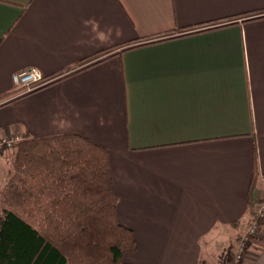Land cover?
I'll return each instance as SVG.
<instances>
[{"label": "crops", "instance_id": "1", "mask_svg": "<svg viewBox=\"0 0 264 264\" xmlns=\"http://www.w3.org/2000/svg\"><path fill=\"white\" fill-rule=\"evenodd\" d=\"M261 15L264 0H0V136L106 148L126 262L228 264L264 199ZM26 69L44 83L17 93ZM258 225L241 264H264Z\"/></svg>", "mask_w": 264, "mask_h": 264}, {"label": "trees", "instance_id": "2", "mask_svg": "<svg viewBox=\"0 0 264 264\" xmlns=\"http://www.w3.org/2000/svg\"><path fill=\"white\" fill-rule=\"evenodd\" d=\"M12 147L0 188V264H132L124 255L137 243L117 219L106 148L76 134L23 136Z\"/></svg>", "mask_w": 264, "mask_h": 264}, {"label": "built area", "instance_id": "3", "mask_svg": "<svg viewBox=\"0 0 264 264\" xmlns=\"http://www.w3.org/2000/svg\"><path fill=\"white\" fill-rule=\"evenodd\" d=\"M12 81L17 87L23 88L24 91H30L43 84L44 78L35 69H26L14 73L12 75ZM21 138L22 137L18 135L0 136V149L3 147L11 148ZM261 219H264V199L253 202V212L250 222L237 243L236 258L241 257L248 242L258 233V221Z\"/></svg>", "mask_w": 264, "mask_h": 264}, {"label": "rangeland", "instance_id": "4", "mask_svg": "<svg viewBox=\"0 0 264 264\" xmlns=\"http://www.w3.org/2000/svg\"><path fill=\"white\" fill-rule=\"evenodd\" d=\"M23 92H24L23 88H19L17 90V93H23ZM14 152H15V149L13 147L7 148V149L4 150V152H2L3 153V155L1 156V158H2V168H3L4 172H6L8 170L6 178H8L9 175H10L9 173L11 171V160L13 159ZM2 185L0 186V188L2 187ZM260 185H264V183H261ZM233 238H235V236H233ZM237 243H238V241H237ZM237 243H236V246H231V247L229 246L225 250V257L228 256V258L231 260L229 262V259H228V262H229L228 264H235L237 261L242 260L244 258V256H245V254H246L248 244L246 245V249L244 250V253L241 254V257L240 258H236Z\"/></svg>", "mask_w": 264, "mask_h": 264}]
</instances>
